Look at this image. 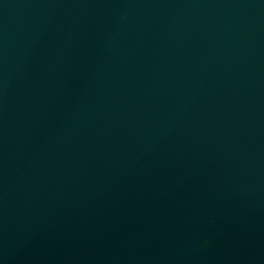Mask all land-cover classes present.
<instances>
[{
  "label": "water",
  "instance_id": "water-1",
  "mask_svg": "<svg viewBox=\"0 0 264 264\" xmlns=\"http://www.w3.org/2000/svg\"><path fill=\"white\" fill-rule=\"evenodd\" d=\"M0 264H264V0H0Z\"/></svg>",
  "mask_w": 264,
  "mask_h": 264
}]
</instances>
